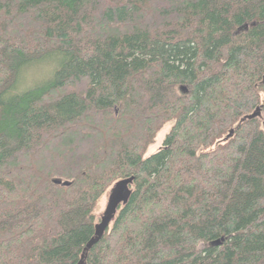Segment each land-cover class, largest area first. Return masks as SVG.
<instances>
[{
	"label": "trees",
	"instance_id": "trees-1",
	"mask_svg": "<svg viewBox=\"0 0 264 264\" xmlns=\"http://www.w3.org/2000/svg\"><path fill=\"white\" fill-rule=\"evenodd\" d=\"M130 177L85 264H264V0H0V264H78Z\"/></svg>",
	"mask_w": 264,
	"mask_h": 264
},
{
	"label": "water",
	"instance_id": "water-1",
	"mask_svg": "<svg viewBox=\"0 0 264 264\" xmlns=\"http://www.w3.org/2000/svg\"><path fill=\"white\" fill-rule=\"evenodd\" d=\"M260 109L257 108L256 112L251 116H259ZM233 131L231 130L228 138L232 136ZM227 138V139H228ZM134 177H130L127 179L120 180L116 182L113 187L109 190V196L107 199L106 207L99 217V222L95 225V234L86 244L81 260L78 264H85V259L87 253L103 238L105 232L108 230L114 218L121 206L127 204L130 195H131V186L133 184ZM56 183H61L60 181H56ZM63 186H68L69 183H62Z\"/></svg>",
	"mask_w": 264,
	"mask_h": 264
},
{
	"label": "rangeland",
	"instance_id": "rangeland-1",
	"mask_svg": "<svg viewBox=\"0 0 264 264\" xmlns=\"http://www.w3.org/2000/svg\"><path fill=\"white\" fill-rule=\"evenodd\" d=\"M39 66L40 67H37L36 69H33L34 72H33V77L32 78H29L30 74H28L29 81L34 82L38 78V76L41 77L42 75H44V74H46L48 72L47 69H44V68H47L49 66H46V65H39ZM32 79H34V81ZM21 85H20V87H21ZM169 129H170V125H167L165 127V129H163V131L158 134L155 144L152 145L148 149L147 155L153 154L155 151H157L161 147L162 142L164 140V137H165V135H166V133L168 132ZM108 196H109V190L103 195V197L99 201V204H98V207H97V212H96L97 218H99L101 216V214L103 213V211H104V209L106 207V204H107Z\"/></svg>",
	"mask_w": 264,
	"mask_h": 264
}]
</instances>
